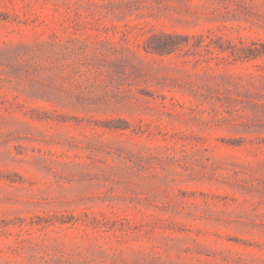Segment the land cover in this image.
Returning <instances> with one entry per match:
<instances>
[{"label": "rangeland", "instance_id": "1", "mask_svg": "<svg viewBox=\"0 0 264 264\" xmlns=\"http://www.w3.org/2000/svg\"><path fill=\"white\" fill-rule=\"evenodd\" d=\"M0 264H264V0H0Z\"/></svg>", "mask_w": 264, "mask_h": 264}]
</instances>
